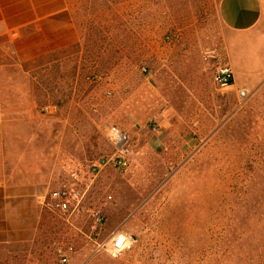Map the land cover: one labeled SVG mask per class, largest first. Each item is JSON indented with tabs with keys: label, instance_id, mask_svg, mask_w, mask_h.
Here are the masks:
<instances>
[{
	"label": "rangeland",
	"instance_id": "1",
	"mask_svg": "<svg viewBox=\"0 0 264 264\" xmlns=\"http://www.w3.org/2000/svg\"><path fill=\"white\" fill-rule=\"evenodd\" d=\"M66 1L67 38L64 17L45 25L34 58L8 67L15 80L1 86L17 91L4 98L19 110L15 124L35 134L27 147L46 174L44 195L81 168L83 209L41 208L36 239L0 244V264H260L264 13L239 50L219 0ZM258 56L259 71L245 67ZM224 63L233 70L228 88L213 80ZM110 126L130 136L128 166L89 175L88 163L113 154ZM91 209L104 215L98 237ZM118 232L130 236L121 256L96 251Z\"/></svg>",
	"mask_w": 264,
	"mask_h": 264
},
{
	"label": "crops",
	"instance_id": "2",
	"mask_svg": "<svg viewBox=\"0 0 264 264\" xmlns=\"http://www.w3.org/2000/svg\"><path fill=\"white\" fill-rule=\"evenodd\" d=\"M263 13L264 0H219L218 3L219 20L232 35V46L239 50L240 40L254 34ZM58 17L66 19L59 27V35L67 38L69 12L64 0H0V244H26L36 239L40 226L39 202L46 193V174L38 170L36 156L27 147L35 141L34 132L33 138L30 134L33 129L30 125L15 124L14 115L19 110L4 98L16 96L17 91L1 85L15 80L8 67L24 65L34 58L36 39L48 34L44 26ZM65 40L67 47L69 40ZM262 42L258 38L259 46ZM10 51L17 58L10 57ZM244 65L250 69L256 66L259 71L261 58L244 61Z\"/></svg>",
	"mask_w": 264,
	"mask_h": 264
},
{
	"label": "built area",
	"instance_id": "3",
	"mask_svg": "<svg viewBox=\"0 0 264 264\" xmlns=\"http://www.w3.org/2000/svg\"><path fill=\"white\" fill-rule=\"evenodd\" d=\"M145 71V69H143ZM100 76H93L91 80L100 81ZM214 83L220 88L232 87L234 83L233 70L228 63L220 65L214 74ZM109 95L110 92H107ZM247 92L244 89H239L236 97L239 100L245 99ZM48 111V109H46ZM154 132H157V127H152ZM107 139L113 147V154L110 157H104L88 163L86 165V173L96 175L101 169L106 166H111L114 169L122 170L128 166V156L131 151L130 136L116 126H110L107 129ZM81 168H75L69 171V181L52 190L40 199L41 208L62 215H78L82 208L83 179ZM88 217L92 223L91 228L95 236H99L100 228L104 223V215L100 210L91 209L88 212ZM130 246V236L124 232L113 234L109 241L105 243H97L96 251L104 250L113 257L121 256ZM65 257L62 262H66Z\"/></svg>",
	"mask_w": 264,
	"mask_h": 264
},
{
	"label": "trees",
	"instance_id": "4",
	"mask_svg": "<svg viewBox=\"0 0 264 264\" xmlns=\"http://www.w3.org/2000/svg\"><path fill=\"white\" fill-rule=\"evenodd\" d=\"M65 5H66V7L68 8V3H67V1L65 0ZM69 9V8H68ZM259 262H260V264H264V256L263 255H261V257L259 258Z\"/></svg>",
	"mask_w": 264,
	"mask_h": 264
}]
</instances>
